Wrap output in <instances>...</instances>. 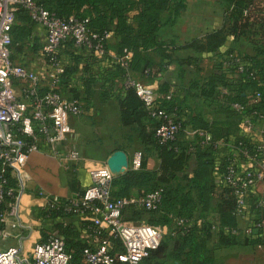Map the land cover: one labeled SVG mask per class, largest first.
I'll list each match as a JSON object with an SVG mask.
<instances>
[{
    "label": "trees",
    "instance_id": "1",
    "mask_svg": "<svg viewBox=\"0 0 264 264\" xmlns=\"http://www.w3.org/2000/svg\"><path fill=\"white\" fill-rule=\"evenodd\" d=\"M44 6L51 8L61 16L75 15L86 19V24L102 37L107 54L106 34L113 31L118 36V59L124 54V49L130 51L127 66L118 61L104 65L96 70V65L106 57H98L85 46H74L73 39H67L59 49L68 54L64 64V71L60 78V86L68 87L70 96L78 97L86 102L97 93L100 101L115 98L118 103L120 122L123 127L137 133L138 145L141 146L142 160L137 168L128 167L123 173L112 177V193L116 196L130 197V188L137 186L141 193L154 187L162 186V196L159 204L152 209H145L134 203H128L123 211L126 220L140 221L147 215L146 222L154 225H166L167 232L160 239L159 244L149 249L139 264H164L168 260L178 261L180 264H210L213 260L206 242L212 233L218 234L219 245L235 244L237 241L232 234L237 227V211L235 195L232 188L225 182L224 173L228 158L231 155L220 156L215 152L214 140L223 130L213 126L211 121L199 111L184 112L187 101L194 99L196 93L205 97L212 96L215 90V80L225 84L226 78L222 72L214 74L204 82L190 80L188 87H183V93L170 91L172 87L167 80L156 84L158 92L157 105L165 108L172 116L181 122L178 136L168 142H160L155 135L154 127L159 122L144 104L134 86H126L124 78L127 74L138 76L150 82L162 72L167 65L174 61L180 68L178 77L183 75V64H196L193 56L178 58L173 56L172 41H165L158 34L164 24H172L176 16L184 7L183 0H38ZM225 3L224 25L205 35L204 43L208 50H213L221 44L228 33L239 37L250 35L253 24L264 37V0H223ZM20 23L14 21L11 29V43L14 49L21 50L24 36L29 31L31 20L28 12L18 6L16 17ZM26 22V23H25ZM197 39L188 44L195 45ZM264 44V40H263ZM35 48V47H34ZM224 54V53H223ZM12 55V46H11ZM13 57V55H12ZM61 57V56H60ZM236 58L243 62V68L238 69ZM224 60L234 68L244 79L243 86L254 92L259 90V99L248 103L244 114L255 109L264 113V57L256 55H239L228 51ZM82 67L78 73V64ZM95 68V70H94ZM95 71V72H94ZM134 78V77H133ZM80 80L83 86L82 94L73 84ZM95 85H98L96 88ZM196 90V93L193 91ZM62 90V88H61ZM169 94V97H166ZM229 106L232 102L245 103L239 91L229 95ZM250 103V102H249ZM226 108V107H225ZM237 110V109H236ZM190 124L194 130L191 138H181L185 124ZM223 124V122L221 123ZM209 133L211 139L206 140ZM128 135V139H131ZM242 141L244 145L253 148V143L237 136L234 144ZM154 150L157 152L158 165L147 167V157ZM219 159V162L217 160ZM194 164L192 174H180L186 166ZM183 179V181H182ZM72 189L77 182L71 179ZM218 188L219 192H215ZM80 191H77L78 193ZM75 193V194H76ZM66 201V197H60ZM51 217L70 215V221L57 222V228L64 240L67 251L72 259L82 264V249L88 243L80 237V231L75 228L73 214L58 208H43ZM183 219L181 222H177ZM145 221V220H144ZM91 231V222L89 224ZM258 230H254L256 232ZM46 238V237H45ZM116 249H122L119 238L111 236ZM245 243H254V239H246Z\"/></svg>",
    "mask_w": 264,
    "mask_h": 264
},
{
    "label": "built area",
    "instance_id": "2",
    "mask_svg": "<svg viewBox=\"0 0 264 264\" xmlns=\"http://www.w3.org/2000/svg\"><path fill=\"white\" fill-rule=\"evenodd\" d=\"M18 6L24 7L31 20L44 27L43 63L39 68L17 62L11 55V29ZM67 39H73L74 46H85L86 51L98 57L106 54L102 37L88 27L85 18L73 14L61 17L38 0H0V264H78L59 234L35 239L27 247L25 241L34 226L23 218L21 211V199L29 179L26 162L33 151L46 150L64 164L80 157L77 147H62L69 131V117L82 112L80 99L65 95L60 86L64 65L58 52ZM129 56L130 51L124 49L118 62L127 66ZM236 61L241 70L243 62L238 58ZM124 83L136 88L150 113L159 120L154 127L159 141L174 140L181 122L157 105L156 84H138L130 74L125 76ZM17 86L20 93L16 91ZM260 95L256 90L250 103ZM231 105L238 110H245L247 106L246 102L239 101ZM263 115L252 109L243 122L250 127L255 117ZM205 138L210 139V136ZM237 147L252 163L248 170H242L236 156L231 155L226 164L224 180L235 195L237 214L244 212L253 185L258 180L263 182V193L254 200L257 214L243 229L246 234H252L254 230L264 231V138L254 143L253 148L242 141ZM141 160L142 152L136 149L128 167H139ZM89 174L91 182L80 192L66 197L64 202L59 196L40 191L43 208L62 205L65 211L91 221L94 238L82 249V264H139L147 251L159 244L161 230L144 220H126L123 211L128 203L145 209L155 208L161 200L162 186L135 196H116L112 193L114 175L107 164L92 168ZM111 236L119 238L122 249L114 247ZM12 237L17 243L4 245Z\"/></svg>",
    "mask_w": 264,
    "mask_h": 264
},
{
    "label": "crops",
    "instance_id": "3",
    "mask_svg": "<svg viewBox=\"0 0 264 264\" xmlns=\"http://www.w3.org/2000/svg\"><path fill=\"white\" fill-rule=\"evenodd\" d=\"M183 2L184 7L176 16L175 21L172 24L162 25L158 30V34L163 40L172 41L175 47L173 50L174 57L185 58L193 56L197 59L196 64L191 66L183 64V75L179 77L178 70L180 66L174 61L170 62L167 67L150 82L144 81L142 78L135 75L133 77L137 83L140 82L139 84L155 85L161 80H167L172 84V87L169 89L170 91L174 90L183 93V87H188L190 80H197L201 83L212 75L222 72L226 78V83L222 84L215 80L216 91L212 96L208 97L200 95L198 92L196 93V90L193 89L196 96H194V99H189L187 101L189 106L183 107V113L186 114L191 110H199L205 117L211 121H215L213 126L216 128L222 127L221 130L223 131L218 138L214 140V145L216 147L215 152L220 156H236L239 168L248 170L252 166L251 160L249 156H245L240 152L237 145L234 144V140L239 136L253 144L261 141L264 138V115L262 117H255L253 125L248 127L243 122L246 113L244 114V112L242 113L238 109H232L228 105L230 102L227 97L236 94L238 91L243 97L244 102L246 101V104L248 103V105H250L251 103L249 104V102H251L252 99V90L243 86L244 79L239 76L234 68H231V66L227 64L224 60V54L231 51L243 56L256 55L257 57H264V37L257 28V25L253 24L247 27L251 29L250 35H248L247 32L246 35L235 38L232 33H228L221 44L213 50H208L205 46H201V43H204L206 34L224 25L226 8L224 1L183 0ZM15 22L20 23V20L16 18ZM193 39H197V43L195 45H189L188 43ZM44 40V27L39 23L32 22L29 26L28 33L24 36V45L22 49L18 51L12 47L13 58L17 62L28 63L38 68L41 67L43 63L41 45ZM106 41L107 54L106 57L100 61L99 65H96L95 68L97 71L99 67L118 61L116 48L118 36L113 31H109L106 34ZM28 52L37 54L38 58L36 59V57H34L31 61L26 62L24 55ZM60 56L64 65L68 60L66 58L68 54L62 51ZM81 67L82 62L78 64V73ZM70 85L76 86L78 88L77 90L82 94L83 86L79 79ZM95 86L98 87V85ZM61 88L62 93L71 95L68 87L63 86ZM16 91L20 93L19 86L16 87ZM95 97L99 99V95L95 94ZM83 101L86 102L85 100ZM108 101L111 102V109L104 105H97L96 107L94 105L87 108L86 111H82L80 115H72L69 117V131L62 147L64 149L70 148L71 146L77 147L80 153V157L77 161L64 164L56 155L46 150H36L29 155L26 162V171L29 174V179L27 181L25 193L21 199V211L23 218L31 224L34 222L36 223V221H33V219H26L24 214L30 209L31 203L37 202V206L43 203L42 195L39 193L40 191L59 197H70L74 195L77 191H81L91 182L89 171L96 166L106 164L111 153L117 150L116 147L113 148L105 144L99 145V142L96 141L97 138L92 129L94 124L93 115L95 113H97L100 119V122L96 123V125H98V130L101 132L113 128H116L119 132L122 130L123 132L132 134L131 143H134L136 146L138 145L137 133L123 127L120 122L117 100L115 98H110ZM98 102L100 103L99 100ZM91 103L92 102H90L89 105H91ZM222 122L223 124H221ZM193 131L190 124L186 123L181 138H191ZM206 135L210 136L209 133H206L205 137ZM129 149L125 146L124 152L126 154L127 166L122 165V167L126 169L128 168L133 152L136 150H133L130 154ZM114 160V162L118 163L120 157ZM217 162H219V159ZM157 165V152L154 150L147 157V167L155 168ZM193 166L194 164L186 166L185 169L179 173H186V175L190 176ZM71 179L77 180V182H74V185L78 187V190L72 189ZM215 192H219V189L216 188ZM130 193L135 196L140 194L141 190L137 186H132L130 188ZM262 193L263 182L258 180L247 195L244 212L237 214V227L232 232L237 241L235 244L219 245L218 234L216 232L212 233L206 245L209 249V253H212L211 256L214 263L221 258L224 259L227 264H264V231L246 234L243 230L256 216L257 212L254 200L256 196ZM73 222L75 228L80 231V237L83 241L87 243L92 242L94 237L89 231V224L91 221L85 218L73 217ZM162 226L166 227V229L168 228L166 225ZM246 239H254V243H245ZM6 242H4L6 245H15L17 240L12 237L8 243ZM255 248L257 254L254 253ZM259 248L261 250H258ZM258 251L261 252L258 253ZM258 254L260 255V261L256 259ZM174 263L180 264L177 260L174 261Z\"/></svg>",
    "mask_w": 264,
    "mask_h": 264
},
{
    "label": "rangeland",
    "instance_id": "4",
    "mask_svg": "<svg viewBox=\"0 0 264 264\" xmlns=\"http://www.w3.org/2000/svg\"><path fill=\"white\" fill-rule=\"evenodd\" d=\"M11 46L14 47L12 43H11ZM34 57H36V59H37L38 55L33 54L32 52H28L26 55H24V59L26 60V62L31 61ZM139 83L140 82H138V84ZM98 100H99L98 97H95V95H94V97L91 99L92 103H91V105H89L90 101L84 102L82 99H80L82 111H86L87 108L92 107L94 105H95V107L97 105H104V106H108V107L111 106V102H109L108 100H106V101H100L99 100L100 103L98 102ZM110 109H111V107H110ZM93 117H94L93 118L94 124H93L92 129H93V132L97 138L96 141L99 142L98 143L99 145L105 144V145L113 147V148L114 147H116L117 149L121 148L120 150H123V151H124L125 146H126L128 149L130 148L129 149L130 154L135 149L142 150L141 146H139V145L136 146L134 143H131L132 142L131 139L127 138V136L130 135V133L123 132L122 130L119 132L116 128L105 130L104 132H101L100 130H98V125H96V123L100 122V119L98 118L97 113H95L93 115ZM130 144H133V145H130ZM189 166H190V163H189ZM43 210L44 209H43L42 204L40 206L39 205L37 206V202H35V203L30 204V209H28V212L24 214V217L26 216V219L28 218V219H33V221H36V223L35 222L32 223L34 225V231L32 232L31 236L25 241V245L27 247H29V245L35 239H42V238L47 237L50 234H59L60 235V232L58 231V228H57V222H59L60 220H65V222L70 221V218H71L70 215L58 216L57 218L56 217L53 218L50 215H47ZM72 216L81 218V217L76 216V215H72ZM146 217H147V215H144V217L142 219L146 221ZM157 226L161 230V238H162V236L168 230L166 229V227L159 226V225H157ZM9 240L10 239H8V241L6 243H8ZM4 245H6V244H4ZM258 250H261V249L259 248ZM260 252L261 251H258V253H260ZM254 253L257 254L256 248L254 249ZM256 259L260 261V255L259 254L256 256ZM164 264H175V263H173L172 260H168ZM210 264H227V262H225L224 259L220 258L215 263L212 261Z\"/></svg>",
    "mask_w": 264,
    "mask_h": 264
},
{
    "label": "water",
    "instance_id": "5",
    "mask_svg": "<svg viewBox=\"0 0 264 264\" xmlns=\"http://www.w3.org/2000/svg\"><path fill=\"white\" fill-rule=\"evenodd\" d=\"M120 157V161L118 163L114 162L116 158ZM107 165L110 168L113 175H116L120 172H123L126 170L125 167H122V165L127 166L126 161V154L123 150L117 149L114 152L111 153V155L107 159Z\"/></svg>",
    "mask_w": 264,
    "mask_h": 264
}]
</instances>
